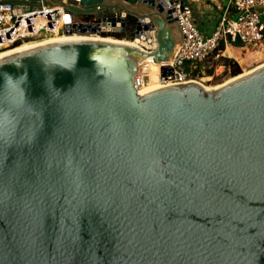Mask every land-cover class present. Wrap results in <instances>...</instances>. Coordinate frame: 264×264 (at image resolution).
Wrapping results in <instances>:
<instances>
[{"label":"water","instance_id":"water-1","mask_svg":"<svg viewBox=\"0 0 264 264\" xmlns=\"http://www.w3.org/2000/svg\"><path fill=\"white\" fill-rule=\"evenodd\" d=\"M172 1L0 0L95 22L0 57V264H264V66L138 94L181 42ZM127 18L153 52L103 41Z\"/></svg>","mask_w":264,"mask_h":264},{"label":"built area","instance_id":"built-area-1","mask_svg":"<svg viewBox=\"0 0 264 264\" xmlns=\"http://www.w3.org/2000/svg\"><path fill=\"white\" fill-rule=\"evenodd\" d=\"M63 3L65 0H59ZM79 1V0H76ZM179 1H172L175 12V25L180 33L181 42L170 61L157 64L156 83L160 87L188 84L192 79L186 69L212 64L227 53L228 49L239 40L246 50L261 46L264 42V0H228L220 9V15L213 31L202 34L196 27L191 12L182 10ZM15 6L0 2V52L10 50L14 45L42 42L64 36L65 28L85 22L76 21L63 9L43 12L42 14L15 15ZM95 24V22H89ZM156 45L143 43L142 49L151 53ZM153 59L142 62L137 68L134 86L137 93L149 84L147 67ZM167 68L171 74L161 77L160 70ZM213 69L212 65L208 70Z\"/></svg>","mask_w":264,"mask_h":264},{"label":"trees","instance_id":"trees-1","mask_svg":"<svg viewBox=\"0 0 264 264\" xmlns=\"http://www.w3.org/2000/svg\"><path fill=\"white\" fill-rule=\"evenodd\" d=\"M82 22L89 23L93 22L92 19L90 18H82ZM134 28H135V21L132 18H127L126 21V27H125V32L124 33H117V34H108V35H103L102 37H108L110 39H115V40H122V41H133V34H134ZM264 45V42L261 44V46ZM260 46V47H261ZM19 47L18 44L14 45L12 49ZM231 51L229 53L231 56H234V53H236L237 57L242 54L247 55V50L243 46H238L236 44H233L230 47ZM214 66L222 67L224 68V73L230 78L237 77L241 74V68L237 64L236 61L233 59H228L226 56H223L219 58L216 62H214ZM212 70V69H211ZM211 70H205L206 71V76H211L212 71ZM187 75L192 79H201L202 77V66L195 67L194 69L187 68L186 69Z\"/></svg>","mask_w":264,"mask_h":264},{"label":"rangeland","instance_id":"rangeland-1","mask_svg":"<svg viewBox=\"0 0 264 264\" xmlns=\"http://www.w3.org/2000/svg\"><path fill=\"white\" fill-rule=\"evenodd\" d=\"M58 37H61V36H58ZM28 44H23V45H28ZM241 46H243V45H241ZM245 53H247V55L241 54L240 57L239 56L237 57V64L240 66V68L242 70L241 74L252 71L255 68L259 67L260 65L264 64V45H262L261 47L257 46L254 48H249L247 50V52H245ZM224 56H226L228 59H231L230 58L231 55H229L227 53H225ZM211 65L213 67V69L211 70L212 75L206 76L205 70H208V67ZM230 79H231L230 76H228L224 73V68L214 66V63H212V64H206V65L202 66V77H201V79H196V80H192V81H195L196 83L202 85L203 87L213 88V87H217V86H220V85L226 83Z\"/></svg>","mask_w":264,"mask_h":264},{"label":"crops","instance_id":"crops-1","mask_svg":"<svg viewBox=\"0 0 264 264\" xmlns=\"http://www.w3.org/2000/svg\"><path fill=\"white\" fill-rule=\"evenodd\" d=\"M182 3V5L187 8L191 14L193 21L199 31L208 36L217 24L218 17L220 15V9L224 8L228 0H175ZM76 21H81V17H74ZM176 32L179 36L178 29ZM179 45V44H178ZM177 45V46H178ZM231 51V49H228ZM229 57V56H228ZM237 62V55L231 58Z\"/></svg>","mask_w":264,"mask_h":264},{"label":"bare ground","instance_id":"bare-ground-1","mask_svg":"<svg viewBox=\"0 0 264 264\" xmlns=\"http://www.w3.org/2000/svg\"><path fill=\"white\" fill-rule=\"evenodd\" d=\"M71 40H91V39L82 38V37H79V38L78 37H76V38H69V37L61 36V37H56V38L48 39V40H45V41H42V42H36V43H32V44L30 43L28 45H23V46L21 45V46H19L17 48L10 49L8 51L6 50V51H3V52H0V57L3 56V55H5V54H7V53H10V52H14V51H18V50H22V49H26V48L33 47V46H35L37 44H51V43H54V42H67V41H71ZM95 40H102V39H95ZM103 41H105V42H112L114 40L108 38L107 40H103ZM132 45L135 46V47H140V48H142V46H143V44H141L140 42H137V41L136 42H132ZM177 50H178V46L175 47L174 52H173V55L175 54V52ZM227 54L231 55L229 53V50L227 51ZM173 55H172V57H173ZM230 58H232V57L230 56ZM156 65L157 64L153 63L152 65H150L149 67H147V74L149 76V84H148V86L145 89H143L142 91H140L138 94L143 93V92L149 90L151 87H160L156 83V74H157V66ZM262 66H264V64L263 65H260L259 67L255 68L252 71H249V72H246L244 74H241L240 76H238L236 78H231L230 80H228L226 82V84H228L230 82H233V81H236V80H238L240 78H243V77L247 76L248 74H251L255 70L259 69ZM194 83H196V82H194ZM221 86H217V87H213V88H207V87H203V88L205 90H216V89L220 88Z\"/></svg>","mask_w":264,"mask_h":264},{"label":"snow or ice","instance_id":"snow-or-ice-1","mask_svg":"<svg viewBox=\"0 0 264 264\" xmlns=\"http://www.w3.org/2000/svg\"><path fill=\"white\" fill-rule=\"evenodd\" d=\"M21 165L23 166L24 174L27 177L28 173L31 172L32 169H31L30 165H28V163L25 161H21Z\"/></svg>","mask_w":264,"mask_h":264}]
</instances>
